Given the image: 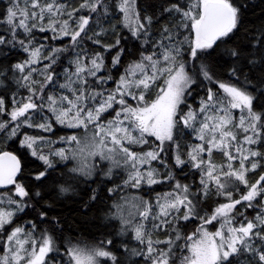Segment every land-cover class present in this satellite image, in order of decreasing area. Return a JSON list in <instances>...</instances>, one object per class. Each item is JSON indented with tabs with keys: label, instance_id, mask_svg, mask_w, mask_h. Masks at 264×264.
<instances>
[{
	"label": "snow or ice",
	"instance_id": "6c2138e0",
	"mask_svg": "<svg viewBox=\"0 0 264 264\" xmlns=\"http://www.w3.org/2000/svg\"><path fill=\"white\" fill-rule=\"evenodd\" d=\"M256 7L0 0V264H264Z\"/></svg>",
	"mask_w": 264,
	"mask_h": 264
},
{
	"label": "trees",
	"instance_id": "16d2710c",
	"mask_svg": "<svg viewBox=\"0 0 264 264\" xmlns=\"http://www.w3.org/2000/svg\"><path fill=\"white\" fill-rule=\"evenodd\" d=\"M251 2L257 5L255 11H256L257 13H259V11H260V7L264 6V5H261V0H251ZM250 18H251L252 20H255V19H256L255 16H252V17H250Z\"/></svg>",
	"mask_w": 264,
	"mask_h": 264
}]
</instances>
